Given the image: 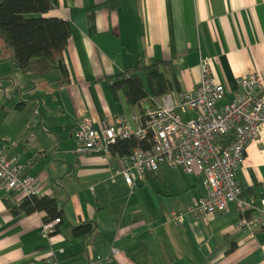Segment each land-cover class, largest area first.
I'll return each mask as SVG.
<instances>
[{
  "label": "crops",
  "instance_id": "1",
  "mask_svg": "<svg viewBox=\"0 0 264 264\" xmlns=\"http://www.w3.org/2000/svg\"><path fill=\"white\" fill-rule=\"evenodd\" d=\"M104 1L57 0L40 13L70 24L62 53L68 82L59 84L56 71L24 72L13 58L0 64V146L29 162L38 195L54 196L63 210L57 230L43 237L45 212H14L22 196L0 183V264H97L112 247L114 264H264V228L241 231L234 202L212 213L188 210L206 192L201 174L162 162L130 188L121 174L112 175L118 154L77 157L73 139L81 114L101 130L115 115L137 122L141 108L160 99L131 105L122 89L112 93L107 76L133 64L169 60L179 89L190 90L201 79L199 58L210 55L225 86L221 103L230 100L239 75L264 72V0H121L112 9ZM235 178L243 197L259 203L264 138L246 143ZM172 210L183 213L181 222L171 219ZM85 221L95 231L73 236L72 226Z\"/></svg>",
  "mask_w": 264,
  "mask_h": 264
},
{
  "label": "built area",
  "instance_id": "2",
  "mask_svg": "<svg viewBox=\"0 0 264 264\" xmlns=\"http://www.w3.org/2000/svg\"><path fill=\"white\" fill-rule=\"evenodd\" d=\"M211 59L210 55L199 58L201 79L194 88L161 94L153 105L146 106L137 122L133 123L130 115H115L98 130L89 116L79 115L74 152L77 157L101 152V157L108 159L113 153L111 145L118 139L133 136L144 140L149 143L147 146L138 144L128 154L118 155L119 165L112 175L121 174L128 186L134 188L162 162L201 174L206 192L188 210L193 213L223 211L232 201L239 212V229L252 235L264 228V196L259 203L253 197L244 198L235 170L244 159L246 143L264 138V72L249 70L239 75L232 98L221 103L225 86L213 75ZM187 110L193 114L183 117ZM228 133L232 134L231 140L222 146L219 137ZM28 166L29 162L19 161L16 155L0 146V183L22 198L39 192ZM182 214L172 210L170 217L179 223ZM58 222L59 217L42 221L40 234L49 237ZM54 251H49L50 256H54ZM116 252L112 247L107 255L97 258V264H114ZM52 264H58L57 260Z\"/></svg>",
  "mask_w": 264,
  "mask_h": 264
},
{
  "label": "trees",
  "instance_id": "3",
  "mask_svg": "<svg viewBox=\"0 0 264 264\" xmlns=\"http://www.w3.org/2000/svg\"><path fill=\"white\" fill-rule=\"evenodd\" d=\"M121 0H106L101 3L106 8H115ZM57 4V0H0V39L4 47L11 51L13 60L20 70L34 75H45L52 71L58 73L57 82L69 81L68 69L62 59V53L70 35L68 20L56 16H44ZM140 73L147 79L149 91L145 90ZM114 95L122 89L129 104H138L143 98L156 97L165 92L180 90L176 81L172 62L154 60L146 64L127 66L119 73L107 76ZM144 108H141L143 114ZM141 114V115H142ZM77 128V126H76ZM76 130V129H75ZM231 133L219 137L225 146L231 140ZM75 138V132L74 137ZM138 144L143 147L149 143L131 136L118 139L111 145L113 153L124 155ZM75 153V152H74ZM44 211L42 221L60 218L55 230L61 224L63 210L54 196L31 195L21 199L13 207L14 212ZM72 235L81 236L95 231L93 221H85L72 226Z\"/></svg>",
  "mask_w": 264,
  "mask_h": 264
},
{
  "label": "rangeland",
  "instance_id": "4",
  "mask_svg": "<svg viewBox=\"0 0 264 264\" xmlns=\"http://www.w3.org/2000/svg\"><path fill=\"white\" fill-rule=\"evenodd\" d=\"M10 59H12L11 51L4 47L3 42L0 39V64L3 66H9L12 64Z\"/></svg>",
  "mask_w": 264,
  "mask_h": 264
}]
</instances>
